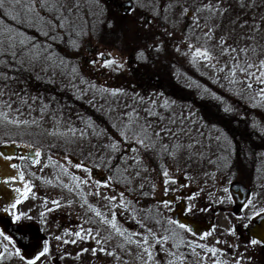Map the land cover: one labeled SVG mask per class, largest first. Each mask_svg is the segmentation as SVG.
I'll return each instance as SVG.
<instances>
[{
	"label": "rangeland",
	"instance_id": "1",
	"mask_svg": "<svg viewBox=\"0 0 264 264\" xmlns=\"http://www.w3.org/2000/svg\"><path fill=\"white\" fill-rule=\"evenodd\" d=\"M133 1L137 16L132 28L136 30L137 44L142 49H147L149 51L148 55L151 57H147L145 61L146 63L157 61L159 66L164 68V71L169 72V76L173 79L175 85L170 86L167 94L161 91L151 94L156 97L155 100L153 97L141 100L137 95L134 101L126 100V102H122L124 105H119V116H116L115 119L113 117L108 118L104 114L106 117L104 119L111 120V125L119 126V131L114 134L118 135L117 138H121L122 142L119 143L115 139L113 143L117 146L116 151H122L120 172L130 174L133 172V168L137 170L138 175L141 176L137 182L139 187L145 185L148 179H151L149 181H152L156 188V186L163 184L167 178H170L168 181L173 184L179 181L181 177H187L189 179L188 185L194 187L192 195L185 200L187 207L189 206L188 210L190 212H203V205H199L200 202L216 201L219 207L226 198L231 197L229 186L233 183L232 178L236 176V171L242 174V170L247 168L248 165L249 168L255 170L260 168L263 174L260 179L246 181L252 189L246 202V210L247 213L251 212L252 214L253 210H255L254 212L261 211L264 208V131H262L264 130V99L261 98L259 92L261 88H264V85L258 84L254 77L246 78L241 73L237 74L236 80H244L243 85L239 82L229 83V79L225 78L228 75V69L225 66L230 67L232 60L229 56L221 55L224 49L220 45L226 41L225 48H255V53L249 51V57L257 62L259 59H264V0ZM61 2L65 5L62 21L55 19L56 16L60 15L59 13L41 11V15L53 22L50 31L47 27L42 29L39 26L37 28L21 27V30L25 31L36 44L46 50L45 55H50L52 59L47 60L41 57L33 64L26 62L23 65L10 61L9 66L3 69V72L8 76V80L0 79V93H2L0 94V113L6 114L7 119L4 115H0V144L6 142V140H17L18 138L35 140L33 137H36L35 135L39 132L50 135L52 132H61L63 134L61 135L62 138H65L64 135H66V137L68 136L73 140L84 141L83 125L93 124L92 117L85 109L86 106L97 109L99 103L97 104L84 97V90H87L84 83L88 79L83 75L84 73L78 72L80 67L77 68L75 65L76 59L71 67L67 65L71 61L58 65L62 61L58 58V55L60 56L66 50L58 48L56 44L59 45L60 43V37L63 34H60V32L66 30L75 39V44H78L80 38L84 41H90L89 45L92 46L96 43L95 38L101 30L116 29L118 26L123 27L125 23L123 21L122 24L118 25L112 15L108 16L107 8L101 0H61ZM209 3L218 6L223 14L203 10L204 5ZM0 19H4L6 24L17 26L13 21L2 15H0ZM61 22H63L64 27H57L56 25ZM125 22L131 27L130 23ZM44 31H48L49 34L44 35ZM209 31L213 33V39L206 41L204 34ZM72 43H74V40ZM116 44L124 45L120 40L116 41ZM189 44L210 47L217 59L205 62L198 58L193 63L195 47L190 49ZM73 47L75 48V46ZM158 48L159 51H157ZM78 51L79 49L76 50V52ZM73 54L77 58L76 53ZM243 58V55H241V60ZM5 59L8 58L5 57ZM121 61L124 65L126 64L125 58ZM212 64H215L216 67H212ZM220 67H225V72H219L218 68ZM251 71L256 72V69L253 68ZM247 83H252V89L246 87ZM179 86L187 92L189 98H194V102H191L188 97L183 102L174 97L177 96L178 89L175 92L171 89ZM151 92L154 93L153 90ZM62 93H70L73 99L67 102L59 101L60 97L58 95ZM90 94H92V91ZM9 104L11 107L6 106ZM213 104L215 105L213 106ZM181 105L185 110L184 114L189 116L187 120L194 119V121L199 119L195 117V110L202 111L203 116L204 111L211 108L224 110L225 107H229L231 108L230 113L235 119L232 121L233 128L238 127L240 132L238 134L227 133L219 127L204 132L208 126L205 128L203 123V134H201L202 137L199 139L198 144L195 145V142L191 141L186 145L171 146L170 151L173 152V155L169 157L164 166V164H160L161 158L156 156L155 149L151 150V153L150 149L136 142L137 138L140 139V137H144L145 144L148 142L157 144L158 141H161V139H158L160 134H158L157 129H154L155 126H153L151 133L141 131L145 130L144 127L136 133L132 129L131 114L125 113L127 112L125 109L130 106L131 110H145L150 114L152 112L153 115H157L156 120L158 121L163 120V109L178 110ZM98 107L100 108V106ZM191 116H194V118H190ZM9 120L28 121V123L17 125L9 123ZM85 120L89 122H85ZM101 120L103 121V119ZM156 120L152 122L153 125L157 124ZM202 120L204 121V117H202ZM102 123L94 125L105 124ZM253 125H256V127ZM94 129L96 133L100 132L97 128ZM247 132L250 134L249 136L242 135ZM121 133H126V135ZM231 134L235 135V139H231ZM97 135L100 136V134ZM46 140L49 139L39 141ZM135 145H137L136 150H134ZM79 146V148L73 149L72 152L75 156L81 158V155H85L86 148H83L81 143ZM61 151L68 150H57L60 153ZM131 153L134 154L131 155ZM133 156L135 160H133ZM154 156H156V165L158 166L152 164L153 162L150 160ZM213 157L219 161L220 166L216 169L214 166H210L209 163L213 160ZM0 158L3 159L1 155ZM59 158L67 161L69 157ZM130 160L133 161L130 162ZM206 163L207 165H205ZM67 164L78 172L85 173L82 166L75 160L70 159ZM77 165H80V167H77ZM198 165L200 166L199 171L197 170ZM236 166L243 169L241 171L236 170ZM165 171L168 173L167 176L163 174ZM224 173H228L225 180L217 179L220 177L219 174ZM184 174L186 176H183ZM245 174H247L246 171ZM140 179L145 182H139ZM17 182L21 183L18 180ZM3 183L5 184V181ZM225 188L228 189L227 192L224 191ZM257 193L258 195H256ZM1 196L3 195L0 193V210L5 208V199ZM249 201L252 203L249 204ZM41 205H43V202H41ZM161 205L163 204L161 203ZM231 215L229 211L217 212L215 231L218 230L217 232L221 233L222 229H229L230 222L235 221L234 218L230 217ZM76 221L72 230L74 232L77 228L80 232L83 221L82 219ZM231 226H234V223ZM54 228L55 231L59 230L58 225H54ZM69 228L71 229V227ZM232 230L229 231L230 235L233 233ZM66 232L69 233L70 231ZM153 234H161L160 229L153 230ZM72 236V234H69L66 238L72 240L75 238L76 242L71 249L73 257H60L63 260L61 261L63 264H87V262L85 263L86 258L75 256L76 253L79 254L82 245L80 238ZM219 238L222 240L225 236H219ZM0 241L4 245L8 244L3 240V237H0ZM3 246L0 245V251L3 250ZM122 246L118 245L116 247L117 251L120 249L123 254L127 253L129 256L133 254L131 250ZM68 247L71 248V246ZM8 248H10L9 244ZM200 253L203 254L204 249ZM71 254L68 253L69 256ZM138 254H140V257H136V255L117 257L119 253L116 252L113 257L89 258L94 261V264H97L98 261H100L99 264H169L170 261L173 264H263L257 262L258 257H226L224 251L223 254L217 251L212 253L217 257H152L151 260H149L148 253L145 251L138 252ZM142 255L143 257H141ZM41 260L37 264H53V257H45ZM26 261V257L24 261H21L18 257H6L2 264H26Z\"/></svg>",
	"mask_w": 264,
	"mask_h": 264
},
{
	"label": "flooded vegetation",
	"instance_id": "2",
	"mask_svg": "<svg viewBox=\"0 0 264 264\" xmlns=\"http://www.w3.org/2000/svg\"><path fill=\"white\" fill-rule=\"evenodd\" d=\"M101 1L107 8V15H112L118 25L124 21L123 27L118 26L116 29L101 30L95 38L96 43L92 46L89 45L90 41L79 38L75 48L73 47L74 43H72L73 40L75 42V39L64 30L60 32V34H63L60 37L59 45L56 44L58 48L66 50L60 56L58 55V58L62 60L58 65L71 61L67 64L71 67L72 63L77 61L75 65L77 68L80 67L78 72L84 73L83 75L88 79L84 83L87 88V90H84V97L97 104L99 103L98 106H100V108L97 106V109L86 106L85 110L92 117L93 124H85V122H89L85 120V125L82 128L84 141L73 140L68 136L66 137V135H64L65 138H62L61 135L63 134L61 132H52L51 135L39 132L35 135L36 137H33L35 140L18 138L17 140L3 142L8 145V148L5 150V154L0 153V155L3 159L10 157V159H5L10 172H7L5 176V181H8L5 185H9L11 190L14 191L17 188L21 189L20 193L15 191L12 198H7L8 196L5 194V208H8L9 211L5 212V208L0 210V232H3L5 236H9L12 240V244H9V250H13V247L19 248L21 255L28 260L34 259L43 250L44 245L47 244L49 253L45 257H53V264H63L60 257H73L71 249L74 243L69 242L67 243L69 245H67L63 243V240L58 241L55 237L61 236L64 240L71 241L72 239L66 238L65 233L70 231L68 235L72 234V237H74L78 230L76 228L73 232L72 227H75L76 220L82 219L80 233L84 238L81 239L82 248L79 254L76 253L75 256L86 258L85 263L87 262V264H94V261L89 257H113L116 252L119 253L117 257H131L134 255L140 257L138 252H144V248H148L152 257H217V255H213L212 252L208 251L209 248H215L221 254L224 251L226 257H258L257 262L264 264V241L252 237L248 230L254 217L264 211V208L257 212L253 210V214L251 212L247 213L246 210V202L252 190L250 184H247L246 181L260 179L263 175L260 168L255 170L249 168L248 165L245 169H239L240 165L236 166V170H243L242 174L236 171V176L234 175L232 182L242 183L247 188L245 199L238 202L229 192L231 197L226 198L219 207L216 201L200 202L199 205H203V212H190L188 210L189 206L187 207L185 200L192 195L194 187L188 185L189 179L187 177H181L179 181L173 184H170V181H168L170 178H167L163 184L156 186V188L152 181H149L151 179H148L145 185L139 187L137 182L141 176L138 175L137 170L133 168V172L130 174L120 172L122 151H116L112 148L115 139L119 143L122 142L121 138H117L118 135L114 134L119 131V126L111 125V120L104 119V114L108 118L113 117L115 119L116 116H119L118 107L123 104L122 102H126V100L134 101L137 95L141 100L150 97L155 100L156 97L151 94H156V91L167 94L170 86H174L175 83L169 76V72L164 71V68H161L157 61L146 63L147 57L151 58L148 55L149 51L138 46L136 30L132 28L137 16L134 1L117 0L122 2L121 9H117L112 0ZM125 21L130 23L131 27ZM119 40L124 45H117L116 41ZM78 49L79 51L76 52ZM141 51L144 52V59L138 58ZM73 53H76L77 58L74 57ZM101 53L104 55L101 56ZM124 58L126 59L125 65L121 61ZM109 59L117 60L123 67H104L103 62ZM152 90L154 93L151 92ZM171 90H174L173 92L178 91L177 96L174 97L181 102L189 96H187L185 90H182L181 86L174 87ZM91 91L92 94H90ZM124 91L126 92L122 93ZM58 96L61 102L73 99L70 93H62ZM188 99L194 102V98L188 97ZM129 107L127 106L128 109H125L127 110L125 113L131 114L132 129L136 133L142 127L145 130L141 131L151 133L153 126H155L154 129H157L158 134H160L158 139H161V141H158L157 144L150 142L145 144L146 140H144L143 146L148 145L145 148L150 149V151L155 149L156 156L161 158L160 164H164V166L169 157L173 155V152L170 151L171 146L186 145L191 141H194L195 145L198 144L199 139L202 137L201 134H203V123L205 128L208 126V130L205 129L204 132H208L214 127H219L227 133L238 134L240 132L238 127L233 128L232 121L235 119H233L231 113L224 110L211 108L204 111L203 116L202 111L195 110V117L199 119L194 121V119L187 120L189 116L184 114L185 110L181 105L178 110L163 109V120L157 121V115H153L152 112L150 114L145 110H131ZM202 117H204V121ZM190 118H194V116ZM154 120L157 121V124L153 125ZM102 122L105 124L94 125L96 123L103 124ZM94 128H97L100 132L96 133ZM97 134H100V136ZM242 135L249 136L250 134L247 132ZM41 139H49L50 141H39ZM140 139H144V137H140ZM231 139H235L234 134H231ZM80 143L83 148H86L85 155H81V158L75 156L72 152L73 149L80 147ZM134 144L136 143L134 142ZM165 146H167V150H165ZM136 147L137 145H135L134 150H136ZM58 149H67L72 153L68 151H61L60 153L57 152ZM37 151L41 153L40 156L36 155ZM133 154L131 153V155ZM64 156L69 157L66 158L67 161L70 159L75 160L87 171L82 173L71 168L66 160L59 158ZM156 156L150 160H152V164L158 166L156 165ZM133 160H135L134 156ZM133 160H130V162ZM209 163L215 169L220 166L215 157ZM12 165H16V167L13 168ZM231 167L233 168L232 164ZM197 170H200V166ZM245 171L247 174H245ZM21 174L23 179H21ZM243 174L244 176H242ZM227 175L228 173L219 174L220 177L217 179L225 180ZM73 176L79 177L80 180H73ZM17 180L21 183H18ZM140 181L145 182L141 179ZM78 183L79 187H77ZM25 186L30 187L31 191L27 199H22L21 194L25 190ZM106 197H115V199L109 200ZM17 198H21L22 203L12 209L11 204L15 203ZM53 200L58 201L60 206L54 205ZM41 202H43V205H41ZM165 203H167V207H165ZM93 208L98 209L102 216L109 220L114 214L118 227L126 230L125 236L118 235L109 224L102 222V218L97 217L92 211ZM219 211H229L232 214L230 217L235 219V221L230 222L229 229L224 228L221 233L217 232L218 230L215 231V220ZM42 212L46 214L43 220L40 215ZM20 213L30 216L31 219L22 217L20 221H15L14 215ZM185 216L203 219L207 222L211 221V223L198 232L186 231L179 227L180 224L184 223L177 220L178 217L183 218ZM172 221H175V223H172ZM233 223L234 226H231ZM141 224L146 227H141ZM54 225L59 226L58 231H55ZM184 225L187 229H190L187 224ZM89 228L92 229V236H88L84 232L85 229ZM148 229H151V232ZM158 229H160L161 234H153V230ZM230 229H233L231 235ZM97 232H99V235H96ZM134 233L138 235H132ZM173 233L178 235L173 237ZM206 233H210V235L205 237ZM145 236L148 237V245L143 244V237ZM219 236H225V238L220 240ZM163 237H168V239L165 241ZM202 237L205 238L202 239ZM157 239H159V243H156ZM97 240L100 243H97ZM252 240H257L258 243L253 245ZM137 241L140 242L139 245ZM6 243L8 242L6 241ZM0 245L3 246L4 244L0 241ZM118 245H123V248H128L133 254L129 256L127 253L123 254L120 249L117 251L116 247ZM201 245L204 247H200ZM68 246H71V248L69 249ZM101 249H104V251H101ZM193 249H195V254H193ZM203 249L204 253L201 254L200 252ZM93 250H95V254H93ZM107 253H113V255ZM45 257L41 259H45ZM41 261H37V263Z\"/></svg>",
	"mask_w": 264,
	"mask_h": 264
},
{
	"label": "snow or ice",
	"instance_id": "3",
	"mask_svg": "<svg viewBox=\"0 0 264 264\" xmlns=\"http://www.w3.org/2000/svg\"><path fill=\"white\" fill-rule=\"evenodd\" d=\"M78 7V5H77ZM65 8V5L61 2V0H0V15L3 17H6L8 20L13 21L16 27L12 26V24H6L4 19H0V79H3L5 81L8 80V76L3 72L4 68H7L9 66L10 61L14 63H18L20 65H23L24 63L33 64L35 61L39 60L41 57H44L47 60H51L52 57L50 55H45V49L41 48L40 45L36 44L30 36L27 35L25 31L21 30V27H28V28H44L47 27L49 31L52 29V21H49L45 18V16L41 15V11L48 12V13H59L60 15L56 16V20L62 21L64 19V13L63 10ZM207 10L210 13H216L222 15L221 9L213 5L211 3L204 5V9ZM186 11V10H185ZM226 11V10H225ZM57 27L63 28L64 24L63 22L56 25ZM207 27V25H205ZM44 35H48V31L43 32ZM205 39L206 41H210L213 39V33L212 32H205ZM199 39V38H197ZM223 40V38H221ZM226 41L220 45L222 49H224L221 52V55L223 56H229L232 60V65L225 66L228 69V75L225 77L226 79H229V83L235 84L239 82L240 84H244V80L237 81L236 77L238 73H241L246 78L254 77L256 82L258 84L264 85V59H259L258 62L255 60H252L248 53L249 51L255 53L256 49H248V48H225ZM75 46V42H74ZM195 47V52L193 54V63L196 62V60L202 59L205 62H211L213 60H216L217 58L214 56V54L211 51V48L208 46H193L192 44H189V48ZM160 49L158 48L157 51ZM179 51V49H177ZM234 54V55H233ZM101 56L104 54L101 53ZM241 55H243V60H241ZM7 57L8 59H5ZM139 59H144V52H140L138 55ZM104 67H112L115 66L116 68H122L123 65L120 64L115 59H109L106 62H103ZM212 67H216L215 64L211 65ZM225 67L218 68L219 72H225ZM253 68L256 69V72L251 71ZM258 73V74H257ZM246 87L248 89H252L253 85L252 83H247ZM2 94V93H0ZM259 95L262 99H264V88L260 89ZM7 107H11V105H6ZM225 112H230L231 108L225 107ZM0 115H4L5 119H7V115L4 113H0ZM9 123L17 124L20 123L27 124L28 121H18V120H9ZM256 127V125H253ZM264 131V130H262ZM122 135H126V133H121ZM137 143L144 144L143 139L137 138ZM116 145L113 144L112 148L116 150ZM145 147H148V145H145ZM165 150H167V146H165ZM37 156H40L41 153L39 151L36 152ZM5 159H10V157H5ZM39 162V161H37ZM13 168L16 167V165H12ZM77 167H80V165H77ZM87 171V169H85ZM164 176H167L168 173L165 171ZM21 179H23V175L21 174ZM73 180L79 181L80 178L73 176ZM8 181H5L7 183ZM85 183L87 181H84ZM77 187H79V183L77 184ZM16 192L20 193L21 189L17 188L15 189ZM31 191L30 187L25 186V190L22 192L21 196L22 199H27L29 196V192ZM225 192L228 191L227 188L224 190ZM98 194V193H97ZM258 195V193L256 194ZM21 198H17L16 202L11 204V208L15 209L18 204L22 203ZM106 199L114 200L115 197H106ZM52 203L59 207V202L53 200ZM87 203V201H85ZM252 202L249 201V204ZM91 207V205H89ZM165 207H167V203H165ZM5 212H8L9 209L5 208ZM51 211V209H49ZM92 211L95 213L97 217L102 218V222L107 223L111 226V228L120 236H125L126 230H122L120 227H118L116 222V217L113 214L112 218L109 220L102 216V213L98 210L93 208ZM259 214V213H258ZM41 218L45 217V213L42 212ZM31 219L30 216H27L26 214L20 213L14 215L15 221H20L21 219ZM159 223V221H157ZM172 223H175V221H172ZM141 227H146L144 224H141ZM179 227L181 229H185L186 231H191V229H187L184 224H180ZM149 232H151V229H148ZM85 234L88 236H92V229H85ZM65 235H68V233H65ZM96 235H99V232L96 233ZM132 235H138L136 233ZM173 237H176L178 234L173 233ZM207 235H210V233H206L205 237ZM75 236L83 239L84 237L81 235L80 232H76ZM0 237H3L4 241H7L8 244H12V240L9 236H5L3 232H0ZM205 237H202L205 238ZM56 240L60 241L63 240V243L67 244L69 242L75 243V240L69 241L64 240L61 236H56ZM130 239V237H128ZM163 239L166 241L168 237H163ZM159 239L156 240V243H159ZM97 243H100L99 240H97ZM253 245L257 244V240H252L251 242ZM8 244H5L3 246V250L0 251V264L4 261V259L12 258V257H18L21 261L25 260V257L21 255V251L19 248L13 247V250H9ZM137 244L139 245L140 242L137 241ZM143 244L148 245L149 240L148 237H143ZM200 247H204L201 245ZM87 251V250H85ZM101 251H104V249H101ZM144 251L148 253L149 260L152 259L151 252H149L148 248H144ZM209 252L215 253V248H209ZM49 253V246L47 244L44 245L43 250L39 252L38 255L35 256L34 259H28L26 261V264H37V261H40L42 257H45ZM93 254H95V250H93ZM108 255H113V253H107ZM193 254H195V249H193ZM169 264H173L172 261L169 262Z\"/></svg>",
	"mask_w": 264,
	"mask_h": 264
},
{
	"label": "water",
	"instance_id": "4",
	"mask_svg": "<svg viewBox=\"0 0 264 264\" xmlns=\"http://www.w3.org/2000/svg\"><path fill=\"white\" fill-rule=\"evenodd\" d=\"M114 5L117 7V9H121L122 2H119L117 0H112ZM8 148L7 144H1L0 145V153L5 154V150ZM230 192L232 195L237 199L238 202H242L245 197L247 196V188L242 185L241 183H232L230 185ZM178 222H182L184 224H187L189 228L193 231L198 232L201 230L203 227H208L211 223V221H206L203 219L199 218H193V217H183L180 218L178 217ZM249 234L257 238L258 240L264 241V211L261 213L257 214L253 221L252 224L249 226Z\"/></svg>",
	"mask_w": 264,
	"mask_h": 264
},
{
	"label": "bare ground",
	"instance_id": "5",
	"mask_svg": "<svg viewBox=\"0 0 264 264\" xmlns=\"http://www.w3.org/2000/svg\"><path fill=\"white\" fill-rule=\"evenodd\" d=\"M10 173L8 170L7 162L5 159L0 158V193L3 195L5 199V194L8 196L7 198H12L14 196L15 191L11 190L9 185H5L3 182L5 181L6 174Z\"/></svg>",
	"mask_w": 264,
	"mask_h": 264
}]
</instances>
